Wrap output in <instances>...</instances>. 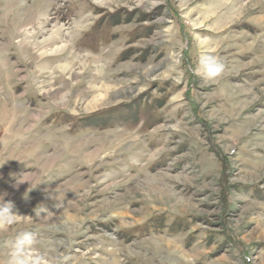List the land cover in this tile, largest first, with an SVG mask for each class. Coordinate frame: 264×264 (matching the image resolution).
Here are the masks:
<instances>
[{"label": "rangeland", "instance_id": "374dc122", "mask_svg": "<svg viewBox=\"0 0 264 264\" xmlns=\"http://www.w3.org/2000/svg\"><path fill=\"white\" fill-rule=\"evenodd\" d=\"M0 196V264L24 229L59 264H264V0H0Z\"/></svg>", "mask_w": 264, "mask_h": 264}, {"label": "clouds", "instance_id": "9594fccd", "mask_svg": "<svg viewBox=\"0 0 264 264\" xmlns=\"http://www.w3.org/2000/svg\"><path fill=\"white\" fill-rule=\"evenodd\" d=\"M198 43L203 46V41L198 37ZM225 71V65L217 55L202 53L198 60V65L193 69L197 75L205 79H217ZM27 181L25 179L18 180V183ZM14 202L5 200L4 196H0V226L12 225L17 223V217L20 215L14 211ZM7 248V258L4 264H59V260L55 257L48 258L43 254L35 255L31 250L37 247V239L34 233L24 229L18 231L14 237L5 242Z\"/></svg>", "mask_w": 264, "mask_h": 264}]
</instances>
